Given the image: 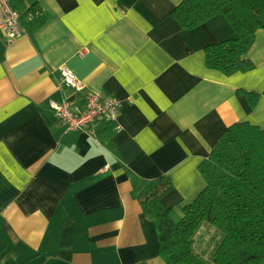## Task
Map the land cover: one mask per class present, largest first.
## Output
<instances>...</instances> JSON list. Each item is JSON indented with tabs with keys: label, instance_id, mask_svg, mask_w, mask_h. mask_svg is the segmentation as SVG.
Here are the masks:
<instances>
[{
	"label": "crops",
	"instance_id": "obj_1",
	"mask_svg": "<svg viewBox=\"0 0 264 264\" xmlns=\"http://www.w3.org/2000/svg\"><path fill=\"white\" fill-rule=\"evenodd\" d=\"M36 1L48 20L32 34L10 39L0 18V264H166L133 178L169 176L162 203L180 218L223 133L264 128V29L246 54L255 67L228 75L206 52L237 37L223 15L183 29L173 17L183 0ZM64 66L119 101L113 148L51 106L84 110Z\"/></svg>",
	"mask_w": 264,
	"mask_h": 264
},
{
	"label": "trees",
	"instance_id": "obj_2",
	"mask_svg": "<svg viewBox=\"0 0 264 264\" xmlns=\"http://www.w3.org/2000/svg\"><path fill=\"white\" fill-rule=\"evenodd\" d=\"M10 4L29 34L48 20L36 0ZM216 15L227 18L237 37L208 46V65L228 75L250 71L255 65L246 54L264 29V0H183L173 11L183 29L198 27ZM245 94L256 107L259 94ZM94 127L98 139L113 148V124L100 119ZM200 170L206 187L182 208L180 218L162 203L174 187L169 176L133 178L143 210L156 223L160 257L166 264H264V128L247 121L229 127ZM203 227L212 232L211 247L207 241L199 252L197 236Z\"/></svg>",
	"mask_w": 264,
	"mask_h": 264
},
{
	"label": "built area",
	"instance_id": "obj_3",
	"mask_svg": "<svg viewBox=\"0 0 264 264\" xmlns=\"http://www.w3.org/2000/svg\"><path fill=\"white\" fill-rule=\"evenodd\" d=\"M0 18L1 26L5 28L4 32L10 39H16L25 33L20 24V14L12 8L10 0H0ZM80 55L82 57L83 53ZM61 82L76 93H86L84 110L79 113L71 108V104L50 100L56 114L62 118L69 130H84L100 119L111 122L117 129L120 128L118 123L120 104L117 99L87 92L82 80L68 66L61 68Z\"/></svg>",
	"mask_w": 264,
	"mask_h": 264
},
{
	"label": "rangeland",
	"instance_id": "obj_4",
	"mask_svg": "<svg viewBox=\"0 0 264 264\" xmlns=\"http://www.w3.org/2000/svg\"><path fill=\"white\" fill-rule=\"evenodd\" d=\"M210 234H212V232H210ZM209 233H207V228L206 227H203L199 233H198V236H197V243H196V249L197 251L199 252H203V250H205L206 248V243L207 241L210 240V235ZM203 242V243H201ZM208 244V243H207ZM209 246L211 247V243L209 241ZM209 250V249H208ZM207 251V250H206ZM209 255V254H208Z\"/></svg>",
	"mask_w": 264,
	"mask_h": 264
}]
</instances>
